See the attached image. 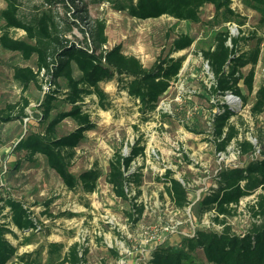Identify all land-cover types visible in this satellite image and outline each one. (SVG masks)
Listing matches in <instances>:
<instances>
[{
    "label": "rangeland",
    "instance_id": "obj_1",
    "mask_svg": "<svg viewBox=\"0 0 264 264\" xmlns=\"http://www.w3.org/2000/svg\"><path fill=\"white\" fill-rule=\"evenodd\" d=\"M45 4L44 0H20L19 11L21 16L28 18L37 6ZM75 4L78 8H86L83 20L77 17L76 23L88 29L95 19L103 20L108 37L104 47L121 43L126 53L136 55L147 67L159 54L168 52L172 40L179 34H188L193 37V42L173 53V56L185 55V60L148 120L141 119L136 104L119 88L121 84L117 80L101 83L109 95L107 109L97 106L94 96L90 98L88 108L97 126L87 131L86 139L76 147L69 170L75 175L90 168L100 170L96 189L92 192H85L79 186L68 189L41 155L36 156L34 162L22 160L19 166L14 165L23 153L12 150L17 139L26 132L27 125L40 130L36 106L42 91L34 84L22 90L13 77L15 66L35 67V57L25 60L18 52L0 45V108L7 103H21V97L29 100L25 108L29 117L0 125V195L21 201L37 223L35 230L25 232L12 227L18 235V238L8 235L13 243L29 238L27 243L19 246L17 253L30 254L45 263L47 251L43 245L47 242L63 243L64 251L77 242L82 250L86 249L79 264H140L155 246L178 242L201 227L221 230L227 225L235 233L248 230L255 220L251 205L259 190L242 197L230 214L220 215L218 218L223 223L215 220L214 211L200 210V201L215 188V175L222 167L245 162L247 155L242 154L239 141L245 139L253 144L255 150L251 155H258L264 145V110L259 114L250 110L254 90L264 83V27L257 24L258 13L243 0H232V9L245 21L242 25L234 21L225 23L231 35H238L240 29L245 35L255 33L262 39L250 94L243 83L249 66L240 70L239 84L242 93L248 97L247 103L243 104L230 93L223 97L210 93L213 75L200 49L212 42L214 32L223 25L210 23L215 14L213 5L203 6L199 11L200 21L193 22L168 15L138 19L114 9L108 2L95 4L75 0ZM4 7L5 1L0 0V11ZM58 11L63 9L58 8ZM2 23L0 18V33ZM10 36L26 39L22 29H10ZM67 37L77 40L82 35L74 27ZM75 75H78L76 69ZM222 102L235 110L229 121L237 135L225 149L219 150L211 118L219 110L218 103ZM75 127V122L66 118L57 132L61 135ZM136 139L144 145V154L135 158L131 170L138 168L143 173L142 183L138 197L125 200L113 192L106 181V173L114 151L120 149L127 155ZM167 169L188 191V203L183 207L176 206L165 191L163 175ZM134 194L130 190L128 197H134ZM138 207L142 208L140 213ZM7 264L24 263L15 256Z\"/></svg>",
    "mask_w": 264,
    "mask_h": 264
},
{
    "label": "trees",
    "instance_id": "obj_2",
    "mask_svg": "<svg viewBox=\"0 0 264 264\" xmlns=\"http://www.w3.org/2000/svg\"><path fill=\"white\" fill-rule=\"evenodd\" d=\"M4 1L5 7L0 11L3 21L0 45L6 50L18 52L25 60L35 57V67H14V79L21 84L22 90L30 84L41 91L44 83L48 86L36 106V121L40 130L33 129L27 123L26 132L17 139L12 150L13 153H23V157L16 160L14 165L19 166L22 160L34 162L36 156L41 155L68 189L79 186L85 192H92L96 189L100 170L90 168L77 175L69 170L76 147L86 139V132L97 126L88 108L90 98L94 96L96 105L107 109L110 105L109 95L101 83L117 80L121 84L119 88L136 104L141 119L148 120L160 98L177 78L185 60V55L173 56V53L189 47L193 37L179 34L172 40L168 52L159 54L147 67L139 57L126 53L121 43L104 47L108 37L103 20L95 19L88 29L76 23L77 17L83 20L86 8H78L75 0H44L46 4L37 6V10L28 18L20 14V0ZM87 1L95 4L108 2L114 9L138 19L168 15L193 22L200 21L199 11L203 6L213 5L215 14L210 23L223 25L214 32L212 42L200 49L213 75L210 93L217 97L232 93L239 96L243 104L247 103L248 97L242 93L239 84L242 78L240 70L249 66L243 83L250 94L262 39L255 33L245 35L240 29L238 35L230 34L226 22L234 21L242 25L245 21L232 9V0ZM243 2L258 13L257 24L264 27V0ZM58 8L63 11H58ZM74 27L81 33V39L67 37ZM12 28L22 29L26 39L12 38ZM251 40L254 42L251 43ZM75 69L78 75H75ZM253 95L250 110L253 114H259L264 110V83L254 90ZM28 104L29 100L21 97V103H7L0 108V125L29 117L25 111ZM218 104L219 110L211 119L213 133L218 138L217 148L223 150L237 135L236 128L229 121L235 115V110L224 102ZM66 118L72 119L76 127L60 135L58 127ZM140 142L136 139L127 155L116 149L109 160L106 181L113 192L125 200H132L140 194L143 173L138 168L131 170L135 158L144 154V145ZM238 143L242 154L247 155L245 162L219 170L215 175L216 186L200 201V210L214 211L215 220L223 223L218 218L220 215L224 217L230 214L242 197L259 190L251 205L255 220L249 229L235 233L227 225L221 230L201 227L178 242L155 246L140 264H264V145L260 147L258 155H251L255 147L250 141L244 139ZM163 176L165 191L173 203L178 207L185 206L188 203L186 187L172 176L169 169ZM130 190L135 192L134 197H128ZM137 210L140 213L142 208L138 207ZM12 227L25 232L35 230L37 223L21 201L9 195H0V264H7L15 256L24 264H79L83 260L86 249L82 250L77 242L70 244L67 251L63 250L61 242H47L43 245L47 251L45 263L37 257L32 258L30 254H18L19 246L27 243L29 238L13 243L8 235L14 238H18V235Z\"/></svg>",
    "mask_w": 264,
    "mask_h": 264
},
{
    "label": "built area",
    "instance_id": "obj_3",
    "mask_svg": "<svg viewBox=\"0 0 264 264\" xmlns=\"http://www.w3.org/2000/svg\"><path fill=\"white\" fill-rule=\"evenodd\" d=\"M48 89V86H47V84L46 83H44L43 84V91H42V94L44 93V91H46ZM230 95L233 97V98H235V99H240V97L239 96H237V95H235V94H232V93H230ZM158 106V105H157ZM156 109H157V107H156ZM155 109V110H156ZM195 233V231H193L192 233H190V234H188V236H191V235H193ZM155 237V236H154Z\"/></svg>",
    "mask_w": 264,
    "mask_h": 264
}]
</instances>
